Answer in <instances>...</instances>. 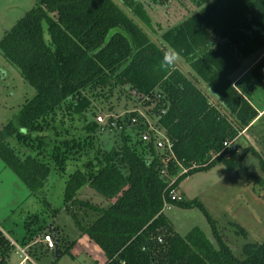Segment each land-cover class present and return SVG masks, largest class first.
<instances>
[{
	"label": "trees",
	"instance_id": "1",
	"mask_svg": "<svg viewBox=\"0 0 264 264\" xmlns=\"http://www.w3.org/2000/svg\"><path fill=\"white\" fill-rule=\"evenodd\" d=\"M145 1L167 6L170 0ZM181 1L198 11L158 43L144 28L152 22L143 0H39L0 42L6 59L36 90L16 121L0 131V158L35 196L53 166L64 173L69 162L84 161L67 183L65 203L77 222L70 206L96 213L82 231L107 264H264V242L245 245L238 258L216 232L218 247L200 229L183 237L165 214L169 206H193L172 199L182 181L219 162L234 171L250 152L238 156L231 144L259 112L231 77L264 48V0ZM172 50L189 70L176 59L163 63ZM251 73L264 87V57ZM116 94L134 98L156 118L172 152L158 149L157 135L133 120L120 131L119 149L101 151L100 124L87 122V114ZM74 119L86 122L83 134L65 127ZM145 134L150 142L143 141ZM171 177H178L172 185ZM87 185L111 206L79 201ZM12 248L0 234L3 257Z\"/></svg>",
	"mask_w": 264,
	"mask_h": 264
},
{
	"label": "rangeland",
	"instance_id": "2",
	"mask_svg": "<svg viewBox=\"0 0 264 264\" xmlns=\"http://www.w3.org/2000/svg\"><path fill=\"white\" fill-rule=\"evenodd\" d=\"M143 1L152 22L151 28H144L158 43L162 42L166 31L198 11L190 3L181 0H170L167 6ZM38 4L39 0H0V42L5 33ZM43 33L45 41L50 43L46 22L43 23ZM175 59L185 70L190 69L184 60L178 57ZM246 82L251 84L248 92L252 90L256 104L262 108L264 87L253 75ZM204 87L207 89L205 84ZM236 87L242 91L240 84ZM35 95V88L0 50V131L16 121L23 105ZM99 116L112 117L118 123L121 122L119 125L122 126L129 125L136 119L137 124L160 130L156 118L141 103L119 94L110 101L100 99L95 102L94 109L87 114V122H98ZM85 125L86 122L74 119L67 121L65 127H72V130L79 127V132L75 133L81 135ZM120 131L121 129H117L108 133L100 124L97 143L103 153L121 147ZM244 133L231 144L238 156L250 151L236 170L232 171L219 162L209 170L189 176L180 183L176 193L182 195L186 202L193 203V206L181 208L173 205L165 210L166 216L181 236L185 237L192 230L200 229L218 247L214 241L216 232L238 258L243 256L245 245L264 242V114ZM11 143L15 144L13 140ZM83 162H69L64 173L58 172L53 166L47 184L35 196L0 158V234L20 239L24 232L27 233L25 230L28 226L32 231L45 226L44 229L48 232L42 236L52 235L56 241L54 232L49 228L51 224L60 228L57 241L61 255L58 256L56 249L50 250L45 244H39L32 253L31 262L27 264H107L102 249L82 231V227H88L96 220V213L82 205L70 206L78 216V223L65 203L67 183L71 175L83 170ZM177 179L178 177H171L168 182L172 185ZM77 199L102 208L111 206L110 200L88 185L78 192ZM197 205H202L203 209ZM19 230L23 231L22 234H19ZM13 231L18 234H13ZM20 255L21 252L18 251L5 258L0 250V264H20L23 259Z\"/></svg>",
	"mask_w": 264,
	"mask_h": 264
},
{
	"label": "crops",
	"instance_id": "3",
	"mask_svg": "<svg viewBox=\"0 0 264 264\" xmlns=\"http://www.w3.org/2000/svg\"><path fill=\"white\" fill-rule=\"evenodd\" d=\"M264 57V48L258 52L257 54L253 55L250 59L246 60L244 63H243V66L231 77V79L233 80V83H235V87L237 86V84H240L241 88H242V93L243 95L250 100L251 104L256 108V110L259 112V118L264 114V106L262 108H259L258 105L256 104L255 100H254V96L252 93V90L251 92L248 90L250 89L251 87V84L250 83H247L246 80L247 78L252 75L251 71H252V68ZM242 83V85H241ZM203 86H204V83H203ZM237 88V87H236ZM256 122V121H255ZM255 122L253 123V125L255 124ZM253 125H251V128L253 127ZM250 129V128H249ZM248 131V130H246ZM245 131V133H246ZM244 133V134H245ZM243 136V135H242ZM45 226H40L38 228V230H33L30 229V226H28V228H26V232H24V235L18 239H14V238H11V237H7L8 235H4L2 234L6 240H8L11 244V246L13 247L12 248V253H16L18 251L21 252V255H20V258H23L21 263L20 264H27L28 262H31L32 260V253L35 252L37 249V246L39 244H42V245H46V243H44L41 238H42V235L46 232H48V230H45L44 229ZM28 229V231H27ZM59 227H55L54 224H51L49 230L51 232H54L55 234V238H56V248L58 247V252L57 254L59 253V245H58V241H57V233L59 231ZM22 231V230H21ZM20 230L18 231L19 234H22ZM44 231V232H43ZM18 232H14L13 231V234L16 235V233L18 234ZM32 234V235H31ZM48 249H50L48 246H47ZM50 250H54V249H50ZM24 255V257H23ZM28 257V260H25V257Z\"/></svg>",
	"mask_w": 264,
	"mask_h": 264
},
{
	"label": "built area",
	"instance_id": "4",
	"mask_svg": "<svg viewBox=\"0 0 264 264\" xmlns=\"http://www.w3.org/2000/svg\"><path fill=\"white\" fill-rule=\"evenodd\" d=\"M137 121L136 119H133V123L135 124ZM98 123L102 124V126H104V128L106 130H108V132L112 131V130H116V129H123L122 125H119L118 122L113 119L112 117L110 118H105L104 116H99L98 117ZM149 129L151 131H153V133L156 136V147L160 150L163 149H168L170 152H172V143L170 142V140L166 137V135L162 134V131L158 130V129H154L153 127H149ZM152 140V137L150 134H145L143 135V141L145 142H150ZM230 144L225 143V147H229ZM172 199L173 200H178V201H182L183 200V196L182 195H178L176 193V190L173 191L171 193ZM41 240L47 244V246L50 249H55L56 248V242L53 238L52 235H45L42 236ZM25 260H28V257H25Z\"/></svg>",
	"mask_w": 264,
	"mask_h": 264
},
{
	"label": "clouds",
	"instance_id": "5",
	"mask_svg": "<svg viewBox=\"0 0 264 264\" xmlns=\"http://www.w3.org/2000/svg\"><path fill=\"white\" fill-rule=\"evenodd\" d=\"M178 56V53L175 50L170 51L165 57L163 63L165 65H170L171 62Z\"/></svg>",
	"mask_w": 264,
	"mask_h": 264
},
{
	"label": "water",
	"instance_id": "6",
	"mask_svg": "<svg viewBox=\"0 0 264 264\" xmlns=\"http://www.w3.org/2000/svg\"><path fill=\"white\" fill-rule=\"evenodd\" d=\"M56 252H58V247H57V249H56Z\"/></svg>",
	"mask_w": 264,
	"mask_h": 264
}]
</instances>
